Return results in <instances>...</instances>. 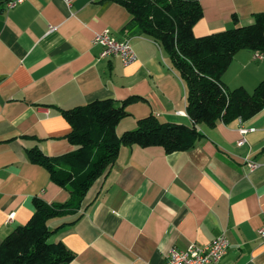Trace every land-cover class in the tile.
Listing matches in <instances>:
<instances>
[{
	"label": "crops",
	"instance_id": "obj_1",
	"mask_svg": "<svg viewBox=\"0 0 264 264\" xmlns=\"http://www.w3.org/2000/svg\"><path fill=\"white\" fill-rule=\"evenodd\" d=\"M195 35L253 21L264 0H199ZM118 0H22L0 11V243L33 214V198L46 203L69 198L28 149L49 156L75 149L63 109L94 99L129 96L122 133L137 119L191 124L186 86L167 54L130 22ZM53 29H50V26ZM109 29L127 38L136 59L102 56L94 34ZM238 50L221 75L228 89H253L264 79V57ZM247 128L245 140L239 128ZM202 137L186 150L161 146L120 147L109 170L98 177L75 213L51 218L52 239L73 252L68 264H165L171 247L205 245L221 231L230 244L217 263L264 264V109L248 119L215 126L199 124ZM246 159L260 164L249 169ZM12 220L7 221L8 215Z\"/></svg>",
	"mask_w": 264,
	"mask_h": 264
},
{
	"label": "trees",
	"instance_id": "obj_2",
	"mask_svg": "<svg viewBox=\"0 0 264 264\" xmlns=\"http://www.w3.org/2000/svg\"><path fill=\"white\" fill-rule=\"evenodd\" d=\"M130 12V24L154 40L167 54L171 66L186 86V112L192 123L160 121L154 114L137 119L136 126L122 133L116 125L127 115L129 96L121 102L113 98L94 99L63 109L70 125L65 138L75 149L55 156L39 147L28 149L30 160L43 166L50 179L66 187L64 202L46 203L34 197L33 214L17 225L0 243V264H68L73 252L60 239H52L51 218L75 214L87 190L113 164L120 147L161 146L166 152L194 147L202 133L198 125L215 126L241 117L248 119L264 109V79L252 91L244 87L228 89L221 75L234 54L243 48L264 53V12L252 22L203 35L193 26L202 17L199 0H118ZM4 3L0 0V11Z\"/></svg>",
	"mask_w": 264,
	"mask_h": 264
},
{
	"label": "built area",
	"instance_id": "obj_3",
	"mask_svg": "<svg viewBox=\"0 0 264 264\" xmlns=\"http://www.w3.org/2000/svg\"><path fill=\"white\" fill-rule=\"evenodd\" d=\"M4 8H10L15 6L22 0H2ZM67 4L71 0H64ZM53 29V26H50ZM93 42L102 46L101 55H117L121 59L123 64H128L136 59V53L129 43L127 38L119 40L112 35L109 29H103L94 34ZM253 57L260 59L264 57V53L260 51H254ZM242 120L241 117H238ZM242 136L238 139L237 144L241 145L245 138L243 134L247 131V128H239ZM260 163L254 159L247 160L246 165L249 169L256 168ZM13 214H9L7 221L12 220ZM258 237L264 239V224L257 229ZM230 244L226 231H221L213 240L205 245H199L195 242H191L183 248L171 247L167 254V260L165 264H208L212 263L215 258H220L222 253H226Z\"/></svg>",
	"mask_w": 264,
	"mask_h": 264
},
{
	"label": "bare ground",
	"instance_id": "obj_4",
	"mask_svg": "<svg viewBox=\"0 0 264 264\" xmlns=\"http://www.w3.org/2000/svg\"><path fill=\"white\" fill-rule=\"evenodd\" d=\"M224 254L225 253H222L220 258H215L212 263H217L223 257Z\"/></svg>",
	"mask_w": 264,
	"mask_h": 264
},
{
	"label": "rangeland",
	"instance_id": "obj_5",
	"mask_svg": "<svg viewBox=\"0 0 264 264\" xmlns=\"http://www.w3.org/2000/svg\"><path fill=\"white\" fill-rule=\"evenodd\" d=\"M248 91H252V89H248Z\"/></svg>",
	"mask_w": 264,
	"mask_h": 264
}]
</instances>
